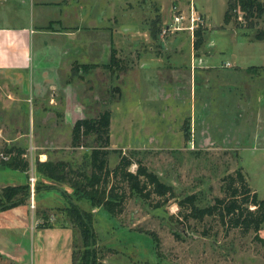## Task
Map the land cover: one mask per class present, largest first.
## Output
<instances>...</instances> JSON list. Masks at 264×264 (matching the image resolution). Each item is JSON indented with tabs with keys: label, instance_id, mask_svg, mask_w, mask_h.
I'll list each match as a JSON object with an SVG mask.
<instances>
[{
	"label": "rangeland",
	"instance_id": "374dc122",
	"mask_svg": "<svg viewBox=\"0 0 264 264\" xmlns=\"http://www.w3.org/2000/svg\"><path fill=\"white\" fill-rule=\"evenodd\" d=\"M192 2L209 12L213 28L205 33L201 16L196 15L201 23H192L191 13L183 14L181 25L169 27L171 32L187 30L191 34L196 28L202 30L203 44L198 51L207 48L211 54L208 63L219 67L218 71L199 69L201 53L194 54L193 71L186 66L192 35L177 38L175 70L162 65L170 37L164 39L168 30L158 23V0H73V6L83 8L88 21L75 23L72 9L66 11L65 20L74 23L50 21L43 29L68 35L81 27L83 39L87 36L89 42L83 47L87 51L94 44L91 36L96 35L98 63L78 62L56 88L44 89L37 99L22 100L6 112L0 110V128L7 130L3 132L6 136H0V152L21 148L26 154L22 158L28 162L27 171L16 170L19 177L7 167L0 168V189L24 185L27 195L19 205L27 204L39 217L44 214L41 219L45 223L72 225L75 264L84 260L86 264H264V246L254 240L252 231L243 235L238 229L227 230L214 219L189 220L183 227L178 223L177 199L194 194L199 205L210 204L213 198L223 196L222 177L237 168L258 198H264V38L254 39L256 32L264 31V13L260 18L244 19L237 7L234 15L229 11L228 28L219 29L216 26L222 22L226 0ZM50 14L55 15L52 10ZM90 19L97 20L96 27L89 26ZM251 23L254 26L249 28ZM133 27L149 29L151 36H163V41L150 44L144 43L143 37H133L135 43L127 45L123 29ZM61 45L58 37L50 42L52 49ZM147 55L161 59L157 70L144 66ZM42 79L45 87H51L59 75L51 69ZM74 95L80 103L76 104L80 111L75 113ZM104 110L111 117V148L132 160L128 170L135 172L134 163L140 160L173 188L176 199L156 209L152 207L154 197L150 203L129 197L122 213L112 217L66 183L37 171L38 162L63 161L72 169L88 172V150L70 146V129L77 118L90 119ZM108 161L112 169L117 154H110ZM31 171L36 178L32 201ZM72 206L85 212L87 229L64 212ZM258 235L264 238V230Z\"/></svg>",
	"mask_w": 264,
	"mask_h": 264
},
{
	"label": "crops",
	"instance_id": "0c3cea01",
	"mask_svg": "<svg viewBox=\"0 0 264 264\" xmlns=\"http://www.w3.org/2000/svg\"><path fill=\"white\" fill-rule=\"evenodd\" d=\"M72 1L0 0V110L3 112H6L10 106L18 107L22 100L30 102V99H37L38 96L42 95L44 89L49 91L56 88L60 79H65L71 75L72 67L78 62L98 63L97 56L100 51L96 45V41H99L96 35L91 36V43L94 44L87 51L83 47L89 42H87V36H84L85 39H83L81 34L85 31H82L81 27L72 29L68 35L57 32L51 33L43 29V26L50 21H57L61 25H71L76 21L81 24L83 20L88 21L87 18L83 17V8L80 5L73 6ZM261 3L264 4L263 0ZM72 9L76 12L74 22L70 19L65 20L66 11ZM50 10L53 11L54 16H51ZM175 11L182 16L190 13L193 17L201 16L205 22V33L213 28L210 26L209 12L202 6H196L192 0H181V4L177 0H158L156 14L161 27L166 29L168 26H175L173 22V17L176 16ZM225 12L226 8L224 14ZM151 19L153 16L147 17L149 23ZM229 23L225 25L222 19L216 28L226 29L230 25ZM91 25L96 27L97 20L90 19L89 26ZM123 30V37L126 39L127 45L131 44L132 46L135 43L133 39L136 38L133 37H143L144 43L150 44L159 40L163 41V36L156 35L153 37L149 29L144 27ZM171 31L173 30L169 27L164 36V39L167 36L170 38L167 41L168 45L163 50L166 60L162 62V65L169 67L171 65V68L174 69L173 67L177 66L176 61H178L175 59L178 56L177 38L181 35H192L191 48L186 52V57L189 58L186 66H189V69L191 68L190 70L193 71L194 54L201 53L203 59L202 66H199L200 70L218 71L220 69L208 63L211 54L207 48L206 50L202 49L201 52H194L193 33L191 34L187 30ZM133 34L142 36H133ZM55 37H58L63 45L52 49L50 42ZM209 44L210 46L213 45L212 42ZM205 51L208 53L205 54ZM160 61L161 59L156 56L147 55L144 58V66L155 71L157 70L155 67L161 63ZM180 62L186 63L183 60ZM51 69H55L59 79L54 86L45 87L42 76ZM192 81L190 82L191 85ZM75 96L74 113L75 110L80 111L78 107L76 109V104L78 106L80 103L75 102ZM17 112L20 115V112ZM78 119L81 118L76 120ZM4 130L7 131L5 126L0 128V136H6L3 133ZM8 130L11 129L8 128ZM4 140L7 143L10 142L8 139ZM0 168L4 169L1 165ZM11 173L14 177H19L16 170ZM45 192L48 191L44 190ZM41 215L44 216V214ZM41 215L40 217L35 215L27 204L0 212V264H74L75 233L72 225L68 222L45 223L41 219Z\"/></svg>",
	"mask_w": 264,
	"mask_h": 264
},
{
	"label": "trees",
	"instance_id": "16d2710c",
	"mask_svg": "<svg viewBox=\"0 0 264 264\" xmlns=\"http://www.w3.org/2000/svg\"><path fill=\"white\" fill-rule=\"evenodd\" d=\"M237 7L244 14V19L260 18L264 13V4L258 0H226L223 18L225 25L231 22L232 13L229 11L234 15ZM253 26L254 24H249V28ZM192 33L193 49L198 51L203 44L202 31L196 28ZM263 38L264 31L256 32L254 39ZM110 122V112L104 110L93 118L78 119L72 125L70 146L88 150V172L72 169L63 161L38 162L37 171L52 180L66 183L72 190L84 195L92 206L101 207L112 217L122 213L129 197L138 198L145 203H150L155 198L152 207L156 209L163 207L168 200L176 199L173 188L162 182L140 160L134 163L135 172L128 170L133 164L132 160L119 150L110 148ZM3 153L10 155L8 161L0 163L3 167L27 171L28 162L22 158L25 153L23 149L10 147ZM113 153L117 154V162L110 169L108 159ZM220 190L222 197H215L210 204L203 206L197 203L194 194L177 199L179 225L183 227L189 220L200 223L214 219L227 230L238 229L243 235L252 231L255 234L254 240L264 246V238L258 235L259 231L264 230V198L259 199L256 192L251 190L242 170L237 168L223 176ZM26 195L27 187L24 185L0 189V212L21 204ZM64 212L69 218L76 219L81 227H89L85 212L80 208L72 206L64 209ZM206 234L207 230H204L202 235ZM84 261L83 264H86ZM75 262L74 260V264Z\"/></svg>",
	"mask_w": 264,
	"mask_h": 264
},
{
	"label": "built area",
	"instance_id": "2783aa9c",
	"mask_svg": "<svg viewBox=\"0 0 264 264\" xmlns=\"http://www.w3.org/2000/svg\"><path fill=\"white\" fill-rule=\"evenodd\" d=\"M235 11H236V10H234V12H235ZM238 19L240 20L241 17L238 16ZM182 21H183V16H182V15H178V16H174V17H173V22L176 23V24L179 23V24L181 25ZM190 22H192V23H193V22L201 23V20H200L199 16H194V17H193V16L190 15ZM197 26H198V25L196 24V27H197ZM166 30H169V26L167 27ZM166 30L164 29V30H163V33H165ZM22 157L26 158V154H23ZM39 157H41V156H39ZM9 158H10V155L5 154V153H3V152H0V160L6 162V161L9 160ZM35 183H36V178H35V176H34V172L31 171V173H30V175H29V177H28V184H29V191H30V199H31V201H32V199H33V197H34ZM31 207H33V204H31Z\"/></svg>",
	"mask_w": 264,
	"mask_h": 264
},
{
	"label": "water",
	"instance_id": "95a60500",
	"mask_svg": "<svg viewBox=\"0 0 264 264\" xmlns=\"http://www.w3.org/2000/svg\"><path fill=\"white\" fill-rule=\"evenodd\" d=\"M5 168V167H4Z\"/></svg>",
	"mask_w": 264,
	"mask_h": 264
}]
</instances>
